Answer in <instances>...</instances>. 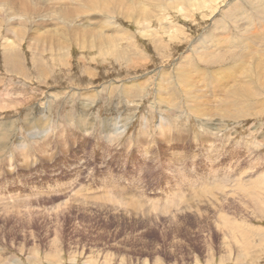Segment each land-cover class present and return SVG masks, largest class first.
I'll list each match as a JSON object with an SVG mask.
<instances>
[{"label": "rangeland", "instance_id": "1", "mask_svg": "<svg viewBox=\"0 0 264 264\" xmlns=\"http://www.w3.org/2000/svg\"><path fill=\"white\" fill-rule=\"evenodd\" d=\"M22 1L0 0V264H264V0H128L89 14L128 35L107 55L57 31L84 0Z\"/></svg>", "mask_w": 264, "mask_h": 264}, {"label": "bare ground", "instance_id": "2", "mask_svg": "<svg viewBox=\"0 0 264 264\" xmlns=\"http://www.w3.org/2000/svg\"><path fill=\"white\" fill-rule=\"evenodd\" d=\"M8 2H11L12 0H6ZM30 1H33V0H23L21 3V7L25 8L26 6H33L31 5L30 3H23V2H30ZM47 1H49V5L50 3L52 4L53 2L56 3V4H60L61 6L65 3V0H40V2L43 4H46L47 5ZM133 1V0H132ZM174 1V0H173ZM176 2H173L172 4L176 5V6H180V4H182L183 2L185 3H189L191 6H196L197 8H199V6H203L204 7H207V5H210L212 2L211 0H175ZM262 1V0H261ZM160 2V0H159ZM128 3V0H84L80 6H78L75 11H69V10H66L64 7H60L56 12L53 13V16L58 20V24H62L63 22L64 23H67V29L65 26L63 25H58L57 27V31L58 33L60 34V36H63V35H69V31L72 27L74 28H77V29H81L79 30L77 33H75L73 35V42H75L76 44H78V46L82 48H88V49H94L96 50L97 54L98 55H107V51L109 52H112V51H115L116 50V47L117 45L121 42V41H125L127 40V37L128 35L125 34V33H120L119 32V29L115 28V32L113 33V35H110V34H104L102 31H100L99 29L102 28L101 26H99L95 21H93L91 18H90V15L89 14H92L94 12L96 13H100V14H105L107 15V13L109 14H114L116 13V11H118L119 7L120 6H126V4ZM133 3V2H132ZM183 3V4H184ZM216 3V1H215ZM131 4V2H130ZM135 4V3H134ZM139 4V3H138ZM260 4V3H259ZM140 5V4H139ZM135 5L138 7V11H139V14L137 15L138 19H139V22H143V23H147L148 22V15H150L151 11H147L143 4L142 5ZM165 5V4H164ZM6 6L8 5H5L3 2H0V9H4ZM170 6H173V5H170ZM167 7V6H166ZM200 7V8H201ZM258 12L259 11H264V4L262 3L259 7L256 6ZM162 10L165 9L164 6L161 7ZM137 10V9H136ZM256 10V11H257ZM121 12V11H120ZM24 14H27L29 13V11H26V12H23ZM161 13V12H159ZM155 14V13H154ZM51 15V14H50ZM79 15V17L82 19L84 18L85 16H88L87 19L85 18V20L81 21L77 19V16ZM161 15V14H160ZM108 16V15H107ZM154 16V15H153ZM157 16V15H156ZM129 18H131V16L129 15L128 16ZM135 18V17H133ZM262 19H264V16H261ZM20 17L17 18V21L20 22ZM48 19V18H47ZM49 20V19H48ZM77 20V21H76ZM135 20V19H134ZM142 20V21H141ZM28 22L30 24L34 23L35 21H32V20H28ZM136 22V21H135ZM142 23V24H143ZM137 24V23H136ZM65 27V28H64ZM92 27H97V29L95 28H92ZM113 29V28H112ZM114 30V29H113ZM112 30V31H113ZM211 30V29H210ZM51 31V30H50ZM14 32V31H12ZM48 32V30H47ZM118 32V33H116ZM211 32V31H210ZM49 33H47L48 35ZM46 35V34H45ZM54 36H57L56 34H52ZM42 36V35H41ZM49 36V35H48ZM206 36V35H205ZM212 36V35H211ZM17 37V35L14 33L13 37L12 38H15ZM43 37V36H42ZM50 38V37H49ZM209 38V37H208ZM43 39L46 40V37H44ZM203 39V38H202ZM34 41V44L30 43L28 46L29 47H32V49L35 50V52H39V53H42L43 51H40L42 49H44L42 46H40V44L44 45L43 43H41L42 41H40L39 39L38 40H33ZM56 41L58 42H51V41H47V44H49L51 47H55L54 50H57V51H60V50H63L62 52V55L65 53V49H64V46L60 44L58 38L56 39ZM211 41V40H209ZM46 42V41H45ZM208 42V41H207ZM15 42H10L8 39H4V50H5V53L6 55H8L9 57H13L15 55V50L13 49V44ZM72 45V44H71ZM156 46V45H155ZM68 48V47H67ZM51 50V48H50ZM67 51V50H66ZM68 52V51H67ZM213 52V51H212ZM217 52V51H216ZM253 51L251 52H247L246 54L247 55H250L252 54ZM207 54V53H206ZM210 54V53H209ZM66 58H69V56L67 54L64 55L63 59H66ZM259 58V57H258ZM58 61H61L62 59L61 58H57ZM260 59V58H259ZM67 61V60H65ZM260 61V60H259ZM262 61V60H261ZM260 61V62H261ZM185 62V61H184ZM258 62V61H257ZM257 64V63H256ZM243 63H239L237 65V72L240 71L243 67ZM253 65V64H252ZM258 66V65H256ZM245 68V66H244ZM243 68V69H244ZM225 69V68H223ZM257 69V68H255ZM244 71V70H243ZM189 72V70H188ZM246 72H248L246 70ZM244 72V73H246ZM185 73V72H184ZM220 74V73H219ZM250 77V76H249ZM179 78V77H178ZM183 79V78H182ZM181 79V80H182ZM186 79V78H184ZM262 79V76L258 77L257 80L261 81ZM180 81V80H179ZM189 81V80H187ZM191 82V80H190ZM179 84V82H177ZM245 83V82H244ZM252 83V82H251ZM182 84V83H181ZM183 85V84H182ZM244 85V84H243ZM252 85V84H251ZM184 86V85H183ZM187 86V84H186ZM185 88V87H183ZM188 88V86H187ZM196 88V87H194ZM193 88V89H194ZM248 88V87H247ZM191 89V87H190ZM197 89V88H196ZM244 89V88H243ZM181 90H184V89H181ZM189 90V89H188ZM239 90V89H238ZM200 91V90H199ZM248 91V90H247ZM98 92V91H97ZM193 92V91H192ZM195 92H198V91H195ZM93 93V92H92ZM185 93H188V92H185ZM184 93V94H185ZM94 94V93H93ZM198 94V93H197ZM196 93H191L189 92L185 99L188 100L190 97L196 99L198 97ZM201 94V93H200ZM199 94V95H200ZM239 93H237L238 95ZM89 95V94H88ZM91 95V93H90ZM89 95V97H90ZM86 96V95H85ZM203 96V95H202ZM94 97V96H93ZM205 97V96H204ZM199 99V97H198ZM204 99V98H203ZM251 99V98H250ZM253 99V98H252ZM201 101V100H200ZM200 101H198L200 103ZM203 101V100H202ZM193 102V101H192ZM196 102H197V99H196ZM195 104V103H194ZM198 104V103H196ZM189 105V104H188ZM193 105V104H191ZM202 107H196L193 106L192 110L194 109L197 113V112H201V110L204 111L203 114H206V115H215V109L212 107L211 109L209 108V100L206 101V102H203L202 104ZM48 106V105H47ZM198 109V110H197ZM200 112L197 113V115L199 114L200 115ZM202 113V112H201ZM262 112H260L261 114ZM202 115V114H201ZM200 115V116H201ZM209 117V116H207ZM205 118V117H204ZM201 119V118H200ZM209 120V119H208ZM38 121V120H36ZM211 122V121H210ZM4 125V124H3ZM6 131V130H5ZM3 138V137H2ZM6 139L2 140L3 142H0V147H3L4 143L6 144L5 142ZM1 253V252H0ZM15 263V261H13ZM17 263L15 264H19L18 261H16Z\"/></svg>", "mask_w": 264, "mask_h": 264}]
</instances>
